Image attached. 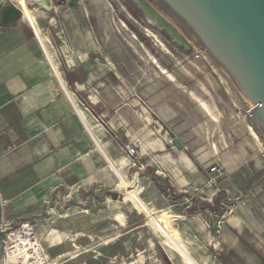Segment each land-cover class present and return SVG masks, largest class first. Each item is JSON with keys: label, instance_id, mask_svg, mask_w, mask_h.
<instances>
[{"label": "rangeland", "instance_id": "obj_1", "mask_svg": "<svg viewBox=\"0 0 264 264\" xmlns=\"http://www.w3.org/2000/svg\"><path fill=\"white\" fill-rule=\"evenodd\" d=\"M79 2L80 6L74 7L92 10L90 24L104 31L101 37L105 41L94 57L118 61L123 90L136 91L142 105L144 101L159 109L153 117L139 105L125 117H115L114 112L93 105L86 96H77L78 103L67 91L66 96L73 100L74 110L107 163L96 151L109 171L111 184L89 180L63 186L44 200L34 215L25 218H10L1 209L0 264H186L180 256L170 255L162 244V237L173 230L188 255L193 256L187 264H264V144L249 121L237 120L242 112L239 106L235 103L234 107L204 60L195 58V48L176 23L165 20L167 26L181 33L191 50L166 28L149 20L151 16L144 7L163 19L150 0ZM8 6L16 8V3L0 0V22ZM29 10L35 12L66 80L65 56L66 52L72 54V49L65 35L58 37L65 29L62 7L57 0H31ZM15 18L19 24H28L21 14ZM43 33L39 41L60 78ZM203 84L218 86L219 90L212 97ZM196 97L218 104L217 120L202 109ZM177 113L179 117L174 116ZM162 117H172L170 123L180 128V139L189 144L187 150H179L161 129L153 130L154 135L146 140L148 122L161 124ZM120 123L123 126L117 127ZM135 135L138 139H131ZM127 146L136 149V158L128 156ZM177 152L191 159L192 175L167 171L176 169L169 154ZM214 166L222 174L217 185L211 187L210 169ZM162 170L168 172L166 176ZM116 171L128 186H123ZM129 190L139 192L145 203L141 208L127 201ZM24 225L28 228L22 230Z\"/></svg>", "mask_w": 264, "mask_h": 264}, {"label": "crops", "instance_id": "obj_2", "mask_svg": "<svg viewBox=\"0 0 264 264\" xmlns=\"http://www.w3.org/2000/svg\"><path fill=\"white\" fill-rule=\"evenodd\" d=\"M79 1L57 0L65 21V29L58 37L65 35L72 49V54L66 52L65 56L68 65L66 80L35 12L29 8L25 11L24 18L28 24H19L16 18L12 24L0 22V209L13 219L34 215L44 200L63 186L80 185L89 180L111 184L106 161L96 150L74 110L73 100L66 96L68 92L77 98L78 103L77 96H86L93 105L114 112L115 117H125L139 105L153 117L156 116L155 110L159 109L142 105L137 100L136 91L129 89L127 93L123 90L120 84L122 69L118 61L114 59L106 62V59L94 57L93 54L99 52L100 44L105 41L101 37L104 31L90 24L92 10L74 7L80 6ZM30 2L28 0L29 7ZM44 5L49 7V3ZM42 33L48 39L50 52L62 75L60 78L53 72L52 64L39 41ZM203 87L212 97L213 92L219 90L218 86L210 84H203ZM203 102L213 111V119L217 120L216 112L220 113L218 104L215 101L213 104ZM233 104L236 107L234 100ZM148 110H152V113ZM174 116L179 117L180 113ZM171 119L162 117L161 124L153 122L150 125L148 122L145 130L149 131V136H146V140L154 135L153 130L159 132L161 129L165 131L166 138L172 142L178 140L183 150H187L189 144L180 139V128L170 123ZM122 124L117 127H122ZM99 131L104 141V131ZM131 139L136 140L138 137L135 135ZM169 155L177 165L175 170L174 167L168 169L169 173L176 170L182 171L183 175L194 173V168L190 166L192 161L184 152L182 155L180 152ZM167 171L161 172L166 176ZM116 172L123 186H128L124 176ZM128 195L127 201L134 208L139 209L145 204L138 191L129 190ZM160 223H164L163 220ZM173 231H168V235L162 237V243L166 244L171 254L180 256L187 264L193 256L188 255V249L180 242L179 234Z\"/></svg>", "mask_w": 264, "mask_h": 264}, {"label": "water", "instance_id": "obj_3", "mask_svg": "<svg viewBox=\"0 0 264 264\" xmlns=\"http://www.w3.org/2000/svg\"><path fill=\"white\" fill-rule=\"evenodd\" d=\"M158 1L264 144V0Z\"/></svg>", "mask_w": 264, "mask_h": 264}, {"label": "bare ground", "instance_id": "obj_4", "mask_svg": "<svg viewBox=\"0 0 264 264\" xmlns=\"http://www.w3.org/2000/svg\"><path fill=\"white\" fill-rule=\"evenodd\" d=\"M14 2L16 3V8H14L13 6H8L6 7L3 12H2V19L4 22L8 23V24H12L13 20L15 19V17L19 16L20 14L21 15H25V11L28 10L29 5H28V0H14ZM150 2L157 8V11L159 12V14L162 15V18L163 19H160V15L159 17L154 13L152 12L148 7H144L146 12L149 14V16L151 17H148L149 20L154 23L155 25L158 24L162 29L166 28V31L172 35V37L177 41L179 42L180 44H182L183 46L186 45V42L183 40V38L181 36H179V34L181 35V33L177 34L176 31L173 30L172 25L171 27L170 26H167V24L165 23V20L169 21V22H172V23H175L173 21V19L170 17V15L167 13V11L164 9V7H162L158 2L157 0H150ZM144 10V11H145ZM13 14V17H11V15ZM166 21V22H167ZM171 24V23H170ZM175 25V24H174ZM174 28L177 29V31L179 32V29L177 28V26H175ZM157 41L158 40V37L155 36V35H152ZM186 38V37H185ZM160 42V41H159ZM163 45V44H162ZM163 47V46H162ZM170 76V75H169ZM172 78V77H171ZM195 97V96H194ZM197 98V97H196ZM197 102L200 104V106L202 107V109L212 118H215V115L213 113V111L210 109V107L203 101H201L199 98H197ZM217 117V116H216ZM250 128H252L250 126ZM257 137V136H256ZM258 139V137H257ZM260 140V139H259ZM264 146V145H263ZM164 247H166L167 249V246L165 243H162ZM169 252V251H168ZM170 253V252H169ZM170 255H172L170 253ZM171 257V256H170ZM50 264H53V263H50Z\"/></svg>", "mask_w": 264, "mask_h": 264}, {"label": "built area", "instance_id": "obj_5", "mask_svg": "<svg viewBox=\"0 0 264 264\" xmlns=\"http://www.w3.org/2000/svg\"><path fill=\"white\" fill-rule=\"evenodd\" d=\"M194 52H195V53H194L195 58H196V59H199L201 56L198 54L197 51H194ZM140 102H141V101H140ZM143 105H144L145 107H147V105H146L145 103H143ZM236 118H237L238 121L242 119V121L245 122V121L247 120V118L245 117V115H244L242 112H240ZM247 121H248V120H247ZM247 121H246V122H247ZM126 151H127V154H128V156H129L130 158H136V156H137V151H136V149L131 148L130 146H127ZM134 166H136V163H135V162H134ZM210 174H211V176H210V179H209V185H210L211 187L216 186V185H217V178H218L219 175L222 174V171H221V169H219L217 166H214V167H212V168L210 169ZM25 227L28 228V225H24V226L22 227V230H23V228H25Z\"/></svg>", "mask_w": 264, "mask_h": 264}]
</instances>
